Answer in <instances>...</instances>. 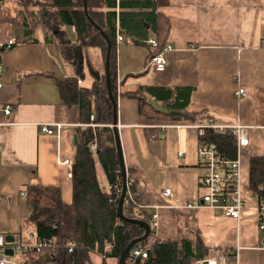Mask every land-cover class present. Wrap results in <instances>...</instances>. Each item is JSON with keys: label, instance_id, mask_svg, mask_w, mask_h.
Returning <instances> with one entry per match:
<instances>
[{"label": "crops", "instance_id": "0c3cea01", "mask_svg": "<svg viewBox=\"0 0 264 264\" xmlns=\"http://www.w3.org/2000/svg\"><path fill=\"white\" fill-rule=\"evenodd\" d=\"M46 2L0 0V46L16 39L0 54V123L9 122L0 125V232L24 242L35 237L26 235L31 232L25 225L30 208L20 191L34 183L59 186L63 202L71 203L72 165L61 161L73 162L77 127L85 125L78 107L63 104L54 84L53 77L64 78L75 70L38 22ZM152 11L160 12L159 20L167 22L168 28L154 34L140 20L146 34H129L119 42L116 111L126 170L134 171L148 209L156 214L153 233L161 239L197 234L213 252L232 253L234 264H264L259 198L249 190V159L264 156V0H166ZM65 30L75 39L73 27ZM158 34L171 47L162 71L151 61L154 49L147 42ZM89 47L94 46L81 49L82 71ZM95 48L102 60L101 74L104 60ZM91 66L92 73L100 71L99 66ZM147 86L191 88L190 111H203L217 124L247 126L249 142L240 153L239 183L245 205L238 219L219 209L186 207L201 205L205 192L206 170L197 154L199 133L186 120L141 113L137 99L126 94ZM239 87L244 88V96H237ZM146 99L161 108L159 101L147 95ZM8 105L12 110L6 115L2 109ZM41 123L64 126L58 137L42 133ZM98 175L106 190L101 168ZM166 188L170 197L163 195Z\"/></svg>", "mask_w": 264, "mask_h": 264}, {"label": "trees", "instance_id": "16d2710c", "mask_svg": "<svg viewBox=\"0 0 264 264\" xmlns=\"http://www.w3.org/2000/svg\"><path fill=\"white\" fill-rule=\"evenodd\" d=\"M85 2L87 13L83 9L84 0H48L38 16V22L45 34L53 39L61 57L74 66L73 74L53 79L61 102L67 106L76 105L79 119L85 125L77 127L78 140L71 172V203L63 202L59 186L34 183L25 187L24 198L30 208L26 221L34 226L36 240L50 243L43 253H25V259L31 264H93L91 256L94 254L101 257L100 264H108L109 259L117 264L121 249L144 233L143 227L138 224L121 219L117 221L121 175L112 129L114 105L108 93L104 71L98 78H92L89 87L82 82L79 84L77 80L83 78L81 49L84 46L98 47L105 61L108 48L104 35L88 20L89 16L110 41L109 85L116 101V54L119 44L116 35L120 33L123 38L138 32L146 34L140 20L148 23L154 34L157 31L165 32L167 22L163 19L160 22V12L152 11V8L166 4V0ZM65 27L74 28L75 39L68 36ZM153 38L158 43V48L152 52L154 55L166 43L159 34ZM2 52L3 47L0 48V54ZM190 94L191 88L187 87L147 86L126 95L135 97L139 111L152 117L182 119L190 123L208 118L209 115L203 111L192 112L188 109ZM146 95L159 101L161 110L155 109ZM93 140L96 141L94 152L89 149ZM199 140L212 144L220 156L228 159L236 156V138L229 129L218 131L206 128ZM98 168L104 173L108 185L106 190L100 186ZM126 172L129 186L123 214L151 223L152 211L146 205L144 189L132 169ZM249 190L259 200H264V156H252L249 159ZM70 242L74 246L68 251ZM135 246L144 247L146 257L129 253L125 264H195L197 260L209 258L212 252L197 234L190 238L161 239L154 235L152 227L148 238ZM223 256L227 264H234L232 253L223 251Z\"/></svg>", "mask_w": 264, "mask_h": 264}, {"label": "built area", "instance_id": "2783aa9c", "mask_svg": "<svg viewBox=\"0 0 264 264\" xmlns=\"http://www.w3.org/2000/svg\"><path fill=\"white\" fill-rule=\"evenodd\" d=\"M117 42L123 40L122 35L117 33ZM152 48L155 50L158 48V43L154 38L147 41ZM16 43L15 38H11L8 42L0 46L7 50L11 48L12 45ZM171 50V47L167 44L163 45L160 50H158L151 58V61L155 64L157 70L162 71L166 66L165 54ZM2 72V65L0 64V74ZM77 82L81 84V80L78 79ZM2 83H0V87ZM237 96H244L245 90L239 87L236 91ZM12 107L5 106L2 111L8 115L11 113ZM9 124V122L0 123V125ZM64 125L61 123H41L39 125L40 131L48 135H60L61 129ZM188 126L195 127L199 133V137L204 134L206 128H212L218 131H224L229 129L236 138V156L233 159H228L220 156L214 146L210 143L202 142L199 140L197 154L200 162L204 166L206 172L202 177V183L205 188V192L201 197L200 204H187V208H197L199 206H205L210 209H219L221 213L225 216L238 219L241 215V210L245 205V201L240 194L239 183H240V153L241 149L248 145L249 139L246 133L247 126L240 123H235L232 125H222L217 124L212 118L208 117L203 121H197L194 123H189ZM1 149V147H0ZM90 151L94 152L96 149V141L93 140L89 145ZM63 165H72L71 159H65L61 161ZM129 183L127 182V188ZM20 196L25 197V190L20 191ZM163 195L170 197L171 190L166 188L163 190ZM178 207V206H177ZM119 217L117 221L119 222ZM156 214L152 215L151 227L156 225ZM258 229L264 235V200H259L258 206ZM27 237H34L32 232L26 233ZM5 234L0 232V264H31L25 259V253L27 252H37L43 253L49 246L50 243L45 240H36L34 238L33 242H24L20 237L13 238V241L6 242ZM74 246L73 242H70L68 251L72 250ZM10 248L12 253L7 254L5 250ZM130 253L134 256L146 257V252L142 246H134ZM206 260L209 263L211 260L215 264H227L223 256L218 259L214 257H209L207 259L197 260L195 264L200 261ZM206 263V264H207ZM52 264V263H47Z\"/></svg>", "mask_w": 264, "mask_h": 264}, {"label": "water", "instance_id": "95a60500", "mask_svg": "<svg viewBox=\"0 0 264 264\" xmlns=\"http://www.w3.org/2000/svg\"><path fill=\"white\" fill-rule=\"evenodd\" d=\"M83 9L85 11V13H87V6H86V2L84 0V6ZM88 20L93 24V26L98 29L105 37L107 44H108V48H107V52H106V56H105V61H104V74L106 76V86L108 89V93L109 96L113 102L114 105V120L112 123V129H113V135H114V142H115V147H116V152L118 155V160H119V167H120V175H121V192H120V196H119V200H118V205H117V216L123 220V221H127V222H132L135 224H138L140 226L143 227L144 229V233L139 236V237H135L133 238L124 248L121 249L120 254H119V258H118V262L117 264H125L126 258L128 257L131 249L139 242L145 240L148 238L150 232H151V225L149 222L143 220V219H139V218H128L123 214V204H124V199H125V194L127 192V172H126V167L124 164V160H123V154H122V149H121V143H120V139H119V134H118V128H117V111H116V101L113 99L111 91H110V85H109V64H108V59H109V52H110V41L109 38L107 36V34L105 32H103L92 20L89 16H87ZM94 78H98L100 76L99 72L96 73H92ZM154 108L155 106L153 105V102H149ZM157 110H161L158 108H155ZM74 141L76 143V136H74ZM5 240L6 242H11L13 241V237L11 235H6L5 236ZM5 252L7 254H11L12 251L10 248H7L5 250ZM207 261L203 260L198 262L197 264H206Z\"/></svg>", "mask_w": 264, "mask_h": 264}, {"label": "rangeland", "instance_id": "374dc122", "mask_svg": "<svg viewBox=\"0 0 264 264\" xmlns=\"http://www.w3.org/2000/svg\"><path fill=\"white\" fill-rule=\"evenodd\" d=\"M47 8H48V10L50 9L51 11H53V9H51L50 7H47ZM87 49L88 50L85 53V58L83 61V72H82V74L84 76V78H83L84 85L89 87L92 83V77H93L92 71H91L93 68L91 66V63L99 66V70H100V71H93V72H102V66L103 65H102V60L100 57L99 50L95 47H89ZM25 225L27 226L28 230H30L32 233L34 232V226L33 225L29 224V222H27V221L25 222ZM221 256H222L221 254L212 251L210 253L209 257H214V258L218 259ZM92 259H93V262L95 264L100 263V261L96 255H93Z\"/></svg>", "mask_w": 264, "mask_h": 264}, {"label": "bare ground", "instance_id": "6f19581e", "mask_svg": "<svg viewBox=\"0 0 264 264\" xmlns=\"http://www.w3.org/2000/svg\"><path fill=\"white\" fill-rule=\"evenodd\" d=\"M207 264H215V263H214V261H213V260H211V261H210L209 263H207Z\"/></svg>", "mask_w": 264, "mask_h": 264}]
</instances>
